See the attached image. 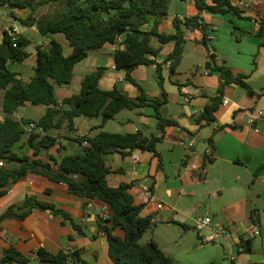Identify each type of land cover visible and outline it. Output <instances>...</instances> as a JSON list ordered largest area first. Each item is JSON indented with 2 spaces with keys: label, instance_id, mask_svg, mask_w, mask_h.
I'll use <instances>...</instances> for the list:
<instances>
[{
  "label": "crops",
  "instance_id": "obj_1",
  "mask_svg": "<svg viewBox=\"0 0 264 264\" xmlns=\"http://www.w3.org/2000/svg\"><path fill=\"white\" fill-rule=\"evenodd\" d=\"M195 1L171 0L168 15L160 21L158 32L174 34L175 17H197L199 23L205 25L208 35L213 37L207 46L201 42L203 33L200 29L183 27L184 54L177 70L171 73L166 60L174 51L175 43H162L157 38L151 41V46L158 52L151 58L162 66L163 90L167 98L161 114L176 124L163 131L158 130L155 109L145 105L122 110L105 123L101 117H77L74 119V132L66 126L51 130L49 135L56 139L55 144L40 150L37 155H34L25 134L13 144L11 151L54 167L55 161L60 162L66 156L82 152L83 146L76 137H94L101 132L155 135L160 139L156 149L161 157L162 170L159 169L160 160L152 152L135 150L105 156L110 171L108 185L116 188L121 184H132L129 193L134 204L142 206L140 215L155 219L141 242L155 240L162 252L176 264H264V210L257 202L264 197V39L259 36L261 22H264V0H229L239 9V17L232 13L199 11ZM206 3L211 4V0H206ZM11 12L17 19L10 15ZM30 12V9L8 7L0 10V27L7 31L14 29L17 35L31 41L26 49L29 57L25 61L7 63V68L17 73L25 84L34 75L37 47L48 43L36 27H28L20 21L26 19ZM35 16L40 17L37 13ZM154 20L152 17L142 30H151ZM60 36L52 38L63 43L64 52L68 55L71 49ZM122 39L100 49L89 50L88 56L74 67L73 83L56 88L58 102L78 94L85 76L98 68H104L100 89L110 91L117 87L128 98L137 100L141 90L126 80V69L116 67L114 55L122 48ZM2 41L3 33L0 31V45ZM210 53L215 55L216 66L243 76L252 93L236 83H227L221 104L214 113L215 121L200 127L196 119L219 96L222 82L218 72L206 68L212 64ZM131 76L143 89L148 101L162 99L155 65L138 66ZM183 88L188 91L189 102L184 100ZM2 103L3 97L0 109ZM46 109L45 106L26 103L12 117L19 121H38ZM2 115L4 117L5 114ZM208 158L211 162L203 171ZM19 166L16 161L4 162V167ZM153 182L152 193L164 205L161 211L149 202L142 190L144 185L150 186ZM28 196L55 205L68 214L82 232H77L69 221L50 211L35 209L25 219H19L18 206ZM9 208L13 212L0 223V259L6 250L14 248L29 259L27 264H42L37 256L38 250L51 254L65 250L79 252L82 259L92 264H112L108 257L106 234L99 229L100 213L108 210L112 214L104 202L73 195L65 184L28 173L24 178L11 182L5 193L0 195V216ZM248 212H254L255 216L248 217ZM207 214L211 215L213 224L200 234L195 226ZM214 229L230 233L231 238L204 243L202 238ZM114 233L120 237L124 235L121 229ZM250 234L254 236L250 237ZM246 239L251 240V252L242 251L240 247L241 240Z\"/></svg>",
  "mask_w": 264,
  "mask_h": 264
},
{
  "label": "trees",
  "instance_id": "obj_2",
  "mask_svg": "<svg viewBox=\"0 0 264 264\" xmlns=\"http://www.w3.org/2000/svg\"><path fill=\"white\" fill-rule=\"evenodd\" d=\"M59 0H0V10L8 8L30 9L26 19H20L28 27H36L39 35L48 39L44 46L37 47V64L30 82L25 84L18 78V74L7 68L9 61L22 63L29 54L26 51L31 41L26 37L15 34L14 29L7 31L0 27L3 41L0 45V91L3 94L2 111L5 114L0 121V161L20 163L18 168H0V195L11 183L24 178L28 173L41 175L54 183L68 186L71 194L86 199H98L107 204L112 214L107 222L99 221V229L106 234L108 241V257L112 264H176L166 256L153 239L146 243L141 240L144 234L151 229L150 217L140 215L142 206H136L129 193L132 184H121L112 188L108 185L109 169L106 166L105 156L114 152L127 153L135 150L152 152L160 160L159 169L162 170V161L156 146L160 139L155 135L145 136L142 132L134 134H114L101 132L94 137H78L76 141L81 145L82 152L75 156H66L55 166L31 160L29 157L18 156L11 151L15 142L25 134V127L35 123L38 131L29 136V144L37 155L40 150L52 147L56 139L49 135L51 130H59L66 126L74 132V119L77 117L99 118L103 123L113 119L120 111L152 106L155 109L157 129L163 131L167 126L176 124L174 120L164 118L161 114L162 106L167 104L166 93L163 90L162 66L151 57L158 54L151 46L153 38L160 42H174V51L167 57L171 62L170 72L174 73L184 54L185 38L182 28L190 30L200 29L203 33L202 43L207 46L208 31L199 18L191 17L180 20L174 18V34L158 32L160 21L168 15L171 0H64L63 8L55 16L36 17L37 11L45 4ZM199 11L212 14H229L239 17V9L231 5L229 0H196ZM10 15L17 19L11 12ZM152 17H155L153 28L143 31L142 27ZM54 35H63L70 54L64 52L63 43ZM259 36L264 39V22H261ZM123 37L122 48L115 52L117 68L126 69V80L141 90L137 100L128 98L117 87L110 91L100 89L99 82L104 76V68L89 73L81 83L80 92L64 98L58 102L55 94L57 87L70 85L74 81V67L88 56L89 50L100 49L106 44H114ZM264 43V40L262 44ZM209 49V48H208ZM212 64L206 68L218 72L222 79L219 86V96L206 106L196 123L201 127L215 121L214 113L221 104V95L227 83H236L246 88L250 93L243 76L234 75L230 70L214 64L215 55H210ZM155 65L158 72V82L162 88V99L148 101L145 92L132 78V71L138 66ZM29 103L33 106H45V114L38 120H16L12 117L18 109ZM101 128V127H100ZM44 133V136L41 134ZM127 151V152H126ZM208 158L202 167L204 171ZM56 167V168H55ZM203 178L202 176H200ZM154 182L150 184L152 189ZM49 193V190L46 191ZM50 211L53 215H60L69 221L77 232L81 228L66 213L55 205L40 201L35 197H26L24 203L18 206L17 217L25 219L33 210ZM9 208L0 216V223L12 213ZM116 229H121L123 237L116 235ZM242 251L251 252V240H241ZM37 256L42 264H92L84 259L77 251H59L51 254L45 250H38ZM29 259L22 256L14 248L5 251L0 264L22 263L27 264Z\"/></svg>",
  "mask_w": 264,
  "mask_h": 264
},
{
  "label": "built area",
  "instance_id": "obj_3",
  "mask_svg": "<svg viewBox=\"0 0 264 264\" xmlns=\"http://www.w3.org/2000/svg\"><path fill=\"white\" fill-rule=\"evenodd\" d=\"M186 18V16H181L179 17L180 20H184ZM212 32V31H211ZM12 36L14 37L16 32H12L11 33ZM213 37L211 35H208V39H212ZM210 55H213V53H210ZM171 62H168V64L170 65ZM182 94L184 95V100L186 102H189V97L187 96L188 94V91L186 90V88H183L182 89ZM260 116H263V113L260 112ZM38 131V127L35 123H30L29 125H27L25 127V135H27L28 137L34 133ZM78 138V137H76ZM83 146H87V142L84 141L82 143ZM191 145V144H190ZM210 154V152H209ZM133 159H136L137 160V157L136 156H133ZM4 167V164H3V161H0V168ZM56 168V167H55ZM142 190L144 192V194L147 196L148 200L150 203H153L155 206H156V209L158 211H161L164 209V205L163 203L159 202L156 200V198L154 197L153 193H152V189L150 188V186L148 185H144L142 187ZM110 212L108 210H103L100 215H99V221L102 222V223H105L108 221V219L110 218ZM155 222V219H151V223H154ZM213 224V220H212V217L211 215L207 214L205 215L203 218H201L196 226H195V229L198 233H203L204 231L208 230L211 225ZM254 236L253 234H250V237ZM222 238H225V239H230L231 238V235L230 233H226L224 231H221V230H218V229H214L213 231H211V234L205 236L202 238L203 242L204 243H215V242H218V240L222 239ZM217 264H221V263H217Z\"/></svg>",
  "mask_w": 264,
  "mask_h": 264
},
{
  "label": "rangeland",
  "instance_id": "obj_4",
  "mask_svg": "<svg viewBox=\"0 0 264 264\" xmlns=\"http://www.w3.org/2000/svg\"><path fill=\"white\" fill-rule=\"evenodd\" d=\"M63 8H65V3L64 1H59V2H52V3H48L43 5L37 12V15L40 17H45V16H55L57 15ZM60 37L63 38V35H61ZM64 39V38H63ZM3 92H0V101L3 97ZM42 108V107H41ZM3 111L2 109H0V119H3V115H2ZM259 208L264 210V197L262 199H258L257 200ZM147 233V232H146ZM145 233V234H146ZM147 235V234H146ZM146 237V236H145ZM144 241V240H142Z\"/></svg>",
  "mask_w": 264,
  "mask_h": 264
},
{
  "label": "water",
  "instance_id": "obj_5",
  "mask_svg": "<svg viewBox=\"0 0 264 264\" xmlns=\"http://www.w3.org/2000/svg\"><path fill=\"white\" fill-rule=\"evenodd\" d=\"M253 216H255L254 212H248V217H253Z\"/></svg>",
  "mask_w": 264,
  "mask_h": 264
}]
</instances>
